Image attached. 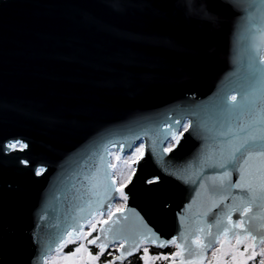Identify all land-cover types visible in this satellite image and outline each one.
Instances as JSON below:
<instances>
[{"label":"water","instance_id":"95a60500","mask_svg":"<svg viewBox=\"0 0 264 264\" xmlns=\"http://www.w3.org/2000/svg\"><path fill=\"white\" fill-rule=\"evenodd\" d=\"M201 6L207 0H0V143L29 142L25 152L0 153L2 264H29L28 234L42 233L44 212L49 224L63 219L78 179L73 173L97 163L102 145L127 154L108 142L126 148L139 135L135 144H145L147 160L166 116H177L193 98L214 103L234 68L230 57L242 45L246 12L213 0L212 11L224 16L216 26L197 14ZM252 41L264 47V32ZM209 46L214 58L206 54ZM231 94L241 99L238 91ZM202 143L185 133L164 154L169 170L191 171ZM26 155L52 167L35 177L31 165L17 162ZM163 191L170 205L154 213L153 224L170 236L178 228L176 212L193 193L172 177ZM139 203L130 197L128 208Z\"/></svg>","mask_w":264,"mask_h":264},{"label":"snow or ice","instance_id":"6c2138e0","mask_svg":"<svg viewBox=\"0 0 264 264\" xmlns=\"http://www.w3.org/2000/svg\"><path fill=\"white\" fill-rule=\"evenodd\" d=\"M212 2L207 0L208 6H201L197 14L218 26L224 16L212 11ZM220 2L233 10L242 8L246 15L242 45L232 48L234 68L214 103L202 105L193 98L177 116H166L165 131L161 132L159 125L155 128L157 138L151 139L147 160L145 144H135L139 135H134L126 148L124 143L109 141L127 153L123 161L127 171L120 172L119 178L117 171H110L117 169V164L104 158L108 155L119 161V152H109L102 145L97 163L73 173L78 179L71 185L74 194L63 219L49 224L44 212L39 217L45 221L42 233L34 229L28 234L34 246L29 264L36 260L40 264H132L134 258L140 264H256L257 257L259 264H264V47L252 41L254 35L264 32V0ZM206 54L215 57L211 46ZM235 91L240 94L239 101L235 94L229 96ZM151 130L142 129L144 135ZM185 133L203 141L198 163L191 171H170L164 154L180 145ZM165 142L168 146L161 147ZM27 149L29 142L23 138L0 143V153ZM17 162L25 168L31 165L35 177L52 167L27 155ZM153 166L158 171H150ZM167 177L187 185L193 193L187 198L190 202L176 212L178 228L170 236L153 224L154 213H163L170 205L163 191ZM130 197L141 203L128 208ZM229 200L231 203H226ZM70 244L73 248L63 252ZM168 246L175 251L150 253L151 247Z\"/></svg>","mask_w":264,"mask_h":264},{"label":"rangeland","instance_id":"374dc122","mask_svg":"<svg viewBox=\"0 0 264 264\" xmlns=\"http://www.w3.org/2000/svg\"><path fill=\"white\" fill-rule=\"evenodd\" d=\"M111 152L115 153V152H119L117 151L116 149H113L111 150ZM119 155L121 157V159L119 161L115 160L113 157H111V163H115L117 164V169L113 170V171H117V175H118V178H119V174L120 172H126L127 171V165L124 164V157L127 155V154H121L119 152ZM116 203H122L121 201H116ZM71 246V249L73 248V245H69L67 246L66 248L63 249V252L67 253L68 251V247ZM54 255H59V253H54Z\"/></svg>","mask_w":264,"mask_h":264},{"label":"flooded vegetation","instance_id":"af4514ba","mask_svg":"<svg viewBox=\"0 0 264 264\" xmlns=\"http://www.w3.org/2000/svg\"><path fill=\"white\" fill-rule=\"evenodd\" d=\"M234 218H235V216H234ZM68 250H71V248H69ZM92 251L94 252L95 249L93 248ZM172 251H175V248L173 246H168V247H165V248H156V247H151L150 248V253L151 254H156V253H159V252L169 253V252H172ZM208 256H209V258H211V254L210 253L208 254ZM259 259L260 258L257 257L256 264H259ZM134 261H137L140 264V262L138 260H136L135 258L133 259L132 264H133ZM156 264H170V261H157ZM250 264H251V262H250Z\"/></svg>","mask_w":264,"mask_h":264},{"label":"trees","instance_id":"16d2710c","mask_svg":"<svg viewBox=\"0 0 264 264\" xmlns=\"http://www.w3.org/2000/svg\"><path fill=\"white\" fill-rule=\"evenodd\" d=\"M69 248H71V246L68 247V249H69ZM133 264H139V263H138L137 261H134Z\"/></svg>","mask_w":264,"mask_h":264}]
</instances>
